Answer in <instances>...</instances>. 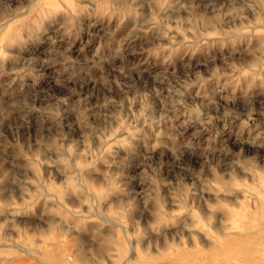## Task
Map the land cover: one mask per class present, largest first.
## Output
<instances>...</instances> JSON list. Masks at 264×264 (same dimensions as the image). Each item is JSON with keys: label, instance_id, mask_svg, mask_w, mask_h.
Listing matches in <instances>:
<instances>
[{"label": "rangeland", "instance_id": "rangeland-1", "mask_svg": "<svg viewBox=\"0 0 264 264\" xmlns=\"http://www.w3.org/2000/svg\"><path fill=\"white\" fill-rule=\"evenodd\" d=\"M0 264H264V0H0Z\"/></svg>", "mask_w": 264, "mask_h": 264}, {"label": "snow or ice", "instance_id": "snow-or-ice-1", "mask_svg": "<svg viewBox=\"0 0 264 264\" xmlns=\"http://www.w3.org/2000/svg\"><path fill=\"white\" fill-rule=\"evenodd\" d=\"M65 2L67 3V2H70V0H65Z\"/></svg>", "mask_w": 264, "mask_h": 264}]
</instances>
